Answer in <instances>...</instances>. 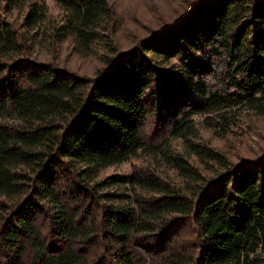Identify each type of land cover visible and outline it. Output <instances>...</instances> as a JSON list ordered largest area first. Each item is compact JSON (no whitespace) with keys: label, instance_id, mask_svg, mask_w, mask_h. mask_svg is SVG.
Segmentation results:
<instances>
[{"label":"trees","instance_id":"1","mask_svg":"<svg viewBox=\"0 0 264 264\" xmlns=\"http://www.w3.org/2000/svg\"><path fill=\"white\" fill-rule=\"evenodd\" d=\"M54 1L51 46L109 52L90 74L39 59L45 4L0 0V264H264V146L233 160L193 123L264 107V0H191L122 48L108 0ZM175 138L221 167L202 173ZM140 152L185 186L134 162L104 173Z\"/></svg>","mask_w":264,"mask_h":264},{"label":"rangeland","instance_id":"2","mask_svg":"<svg viewBox=\"0 0 264 264\" xmlns=\"http://www.w3.org/2000/svg\"><path fill=\"white\" fill-rule=\"evenodd\" d=\"M30 1V0H29ZM45 4L47 8L46 19L41 24L38 33L33 38V54L39 59L56 60L69 68L81 73L90 74L99 65L101 54L109 52L106 45L98 43L92 51L76 52L71 38L56 41L51 46L46 40L43 29L52 22H62L64 9L54 0H35ZM114 8L113 19L108 24L109 33L114 40V46L126 47L137 34H143L152 28H157L164 22L180 14L188 7L191 0H108ZM22 7H17L8 14V18L19 19ZM41 33V34H39ZM46 38V39H45ZM111 50V49H110ZM235 123L227 130L208 123L204 115H195L194 126L197 128L200 143L219 150L225 157L236 159L238 155H249L255 149L264 146V107L260 110L237 108L235 109ZM172 148L183 151L188 163L195 165L202 173H211L221 167L220 161L205 157L199 153L188 151L186 144L175 138L171 142ZM148 165L160 173H167L170 180L185 186V176L173 168L165 169L164 162L145 152L130 156L125 161L107 168L106 174H120L130 172L131 163Z\"/></svg>","mask_w":264,"mask_h":264}]
</instances>
